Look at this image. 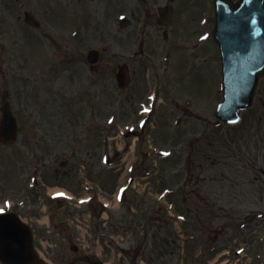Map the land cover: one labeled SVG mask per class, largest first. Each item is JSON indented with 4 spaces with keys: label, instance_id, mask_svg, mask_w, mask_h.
Here are the masks:
<instances>
[{
    "label": "rangeland",
    "instance_id": "obj_1",
    "mask_svg": "<svg viewBox=\"0 0 264 264\" xmlns=\"http://www.w3.org/2000/svg\"><path fill=\"white\" fill-rule=\"evenodd\" d=\"M166 2L0 0V107L8 91L21 121L18 145L0 148V204L4 198L17 201L15 188L6 187H31L36 159L47 153L52 160L39 166V180L48 185L46 192L65 189L73 198L51 206L57 224L70 222L67 239L41 238L54 264L109 262L114 237L123 251L116 264H172L179 247L186 249L183 264H196L191 249L202 251L211 240L222 247L241 231L231 253L240 247L246 252L234 263L264 264V80L242 123L215 127L218 49L212 40L190 47L202 30L196 14H185L186 0H175L179 12L165 41L156 18ZM25 11L36 16L40 29L25 24ZM123 16L129 24L121 27ZM94 49L99 62L90 64L87 55ZM168 50L173 52L165 62ZM125 63L131 80L120 90L116 74ZM76 92L78 101H71ZM122 148V159L109 167L106 158ZM195 155L206 157L203 172L192 168L198 165ZM86 192L94 200L77 201ZM116 195L121 208L104 210L101 202L114 206ZM34 208L45 215L46 207L34 198L20 214L31 217ZM68 240L85 250L75 252ZM131 248L132 256L126 254Z\"/></svg>",
    "mask_w": 264,
    "mask_h": 264
},
{
    "label": "water",
    "instance_id": "obj_2",
    "mask_svg": "<svg viewBox=\"0 0 264 264\" xmlns=\"http://www.w3.org/2000/svg\"><path fill=\"white\" fill-rule=\"evenodd\" d=\"M244 3L241 2L236 10L227 14V17H239L242 13ZM244 16V15H243ZM225 18V17H224ZM27 22L38 26L36 21L28 15ZM239 25L236 21L235 28ZM230 27L229 23L223 22L221 16L220 26L216 33V39L222 46L225 54V103L221 106V110L217 117L224 121H236L238 119V111L251 105L255 89L258 85L259 78L264 70V58H260L252 62H237L232 58L229 52V46L234 45L229 41L227 36ZM234 26H231V28ZM227 29V30H225ZM231 30V29H230ZM227 58V60H226ZM121 86L126 85V69H121L119 74ZM9 114V109H7ZM3 215L0 216V260L4 264H42L35 255L33 250V241L29 228L24 227L18 220L17 216Z\"/></svg>",
    "mask_w": 264,
    "mask_h": 264
},
{
    "label": "flooded vegetation",
    "instance_id": "obj_3",
    "mask_svg": "<svg viewBox=\"0 0 264 264\" xmlns=\"http://www.w3.org/2000/svg\"><path fill=\"white\" fill-rule=\"evenodd\" d=\"M174 3H175V0H174ZM187 5H186V10H185V14L187 15H191V13H194L196 14L200 20L198 23H196V25L199 27V25L201 26V22L203 20H205L206 18H210V16L213 14V0H186L185 2ZM192 4V6H191ZM174 17H173V21L175 24V18L179 12V9L176 7L175 5V11H174ZM208 21V20H206ZM160 30H163V34L165 31H167V39H169V32L168 30H166V28H160ZM165 35V34H164ZM37 143V142H36ZM38 144V143H37ZM35 152V151H33ZM39 154V153H37ZM52 154V152H51ZM54 156H56V154H54ZM18 157L21 158L22 157V152L21 150L18 151ZM57 157H55L56 159ZM17 159V158H16ZM47 159H50L52 160L50 157H48V154L46 153L45 156L42 158L40 157V160L39 159H36L37 162H38V166L35 167V174L39 175V172H40V169L39 166L43 164V166L46 165L47 163ZM48 160V161H50ZM65 162L61 161V164L60 165H65L64 164ZM0 167L2 168L3 170V167L5 168V165L4 164H0ZM60 171V169H58V172ZM57 173V172H56ZM65 175H67L66 172H64ZM59 173H57L58 175ZM58 177V176H57ZM39 179H40V176H39ZM35 184L33 185H36V187H26V189H24V187H6L8 189H13L15 188V198L17 199L16 203L19 204V211L20 212H23V208L27 206V204L31 201V198H34V199H40L41 201V204L42 203H45L48 205L47 207V210L46 212H50L51 216H52V220H55V217L53 215V212L51 211V206L53 203H51V201L46 198V189L48 188L47 184L45 183V181H41V180H35L34 181ZM48 183V182H47ZM40 184H41V187H40ZM23 193H26V194H23ZM33 213V215H31ZM28 215H31V219L32 221H38L40 215L38 214V212L35 210V209H31L30 212L27 213ZM31 219L27 218V221L28 223L31 222ZM60 223L62 224L63 228L67 229L66 225H65V221H60ZM31 225L33 227V232H34V235L37 237V238H44V239H51L50 237L51 236H54V235H58V236H65L63 233L64 231H58V229H56V231L58 232L57 234L54 233L53 231H51L50 229H45L44 227L42 226H39L38 224H32L31 222ZM58 228V227H56ZM80 250V249H79Z\"/></svg>",
    "mask_w": 264,
    "mask_h": 264
},
{
    "label": "snow or ice",
    "instance_id": "obj_4",
    "mask_svg": "<svg viewBox=\"0 0 264 264\" xmlns=\"http://www.w3.org/2000/svg\"><path fill=\"white\" fill-rule=\"evenodd\" d=\"M0 211H2V210H0Z\"/></svg>",
    "mask_w": 264,
    "mask_h": 264
},
{
    "label": "bare ground",
    "instance_id": "obj_5",
    "mask_svg": "<svg viewBox=\"0 0 264 264\" xmlns=\"http://www.w3.org/2000/svg\"><path fill=\"white\" fill-rule=\"evenodd\" d=\"M57 190V189H56Z\"/></svg>",
    "mask_w": 264,
    "mask_h": 264
}]
</instances>
